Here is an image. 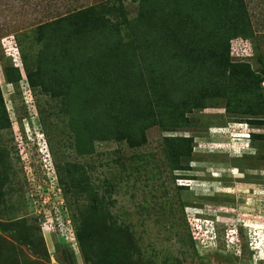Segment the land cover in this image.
Returning <instances> with one entry per match:
<instances>
[{
    "label": "rangeland",
    "instance_id": "obj_1",
    "mask_svg": "<svg viewBox=\"0 0 264 264\" xmlns=\"http://www.w3.org/2000/svg\"><path fill=\"white\" fill-rule=\"evenodd\" d=\"M241 1L252 35L229 42L231 56L247 61L259 82L248 94L238 84L232 99L228 86L204 84L182 110L128 111L108 102L98 120L76 122L75 134L65 113L79 79L70 58L94 55L105 66L103 42L93 44L97 31L115 27L127 43L140 0H0V264H264V125L251 123L264 117L251 114L264 107V0ZM159 4L165 24L175 13L185 18L193 1ZM129 52L141 58L143 51ZM145 63L138 62L143 74ZM162 65L152 67L156 74ZM17 70L21 80L11 82ZM155 81L171 82L162 74ZM176 117L189 125H161ZM54 164L77 179L79 200L64 195ZM91 205L82 247L51 230L67 220L74 229L81 206Z\"/></svg>",
    "mask_w": 264,
    "mask_h": 264
},
{
    "label": "trees",
    "instance_id": "obj_2",
    "mask_svg": "<svg viewBox=\"0 0 264 264\" xmlns=\"http://www.w3.org/2000/svg\"><path fill=\"white\" fill-rule=\"evenodd\" d=\"M160 1L140 0V18L129 23L127 32L129 41L125 44L119 38L115 27L110 29L106 25L97 31L93 44H102L103 42L104 57L102 59L106 62L105 66L97 61L94 55L91 60L89 58L78 61L70 58L77 64L75 67L78 69L75 75L79 79L72 84V89H70L77 99L73 98V110H65V105L63 107L69 116L68 121L75 134L80 132L76 130V122L85 121V119L98 120L103 115L102 113L107 112L105 107L101 112L98 108L108 102L115 108L128 111L146 107L151 109L154 106H163V104L168 106L172 104L176 109L182 110L191 101H194L196 95L204 94V87L200 85L205 84V88L211 86L214 89L226 85L230 88L232 99L237 92L238 84H241L244 89L246 88L243 92L245 94L251 88L259 85L247 61L231 56L230 39L241 37L246 40L252 35L248 14L241 0H192V7H184L187 12L185 18L175 13L177 17H171L165 24H163L165 18L162 6L159 4ZM231 9L233 11H230ZM161 26L163 27L161 28ZM134 47L143 51L141 58H137L136 54L129 52ZM123 52H127V54H123L124 59L121 58ZM58 53L61 55L60 52ZM140 60L146 62L144 64L146 74H143L142 69L140 70L141 66L138 65ZM155 64H163L160 74H156L158 71H155V68L157 67L152 69ZM41 69L37 72L40 73ZM6 72L11 80L12 74ZM27 72V78L34 87L29 70ZM161 74L171 82L162 85L155 84V79ZM143 75L152 76L154 79L146 76L143 81ZM50 79L52 80V77ZM194 79L198 82L192 83ZM19 80L21 79L18 71L17 80L11 82ZM140 84L148 85V87L139 86ZM136 90H139L138 96L128 99ZM57 91L58 89H55L53 93ZM227 96L226 99H229V95ZM193 106L197 107V104H193ZM234 108L236 107L234 106ZM238 108L240 114H250L243 111L241 106ZM225 110L227 111V107ZM97 111L99 114H96ZM187 111H191V109L188 108ZM236 111L238 112V110ZM251 114L264 116V107L259 111H252ZM142 118L143 116H138V119L130 124L128 132L130 128L140 125ZM251 123L264 125V117L262 120H252ZM161 125L163 127L171 125L170 128L175 129L187 127L189 123L182 117H176L166 124L161 123ZM141 127L143 126L141 125ZM255 137L258 136L251 135V138ZM138 139L139 136L136 133H132V137L128 134L127 141L132 146L137 143ZM77 141H80V136H77ZM85 142L82 144L83 146ZM77 145L81 148V141ZM54 166L64 195L72 194L79 200L82 197L81 192L84 190L78 184L77 179L71 175L70 169L66 167L67 165L62 169H58L56 164ZM88 195L90 193L87 192ZM94 195H90L91 201L94 205H99L100 201L97 202ZM95 209L96 207L93 205L90 207L81 206L80 220L72 219L79 247H82L81 242L83 245L82 227L87 229L88 226L87 213H92ZM94 214L97 213L94 212ZM241 248L243 251L245 246L241 244Z\"/></svg>",
    "mask_w": 264,
    "mask_h": 264
},
{
    "label": "built area",
    "instance_id": "obj_3",
    "mask_svg": "<svg viewBox=\"0 0 264 264\" xmlns=\"http://www.w3.org/2000/svg\"><path fill=\"white\" fill-rule=\"evenodd\" d=\"M235 41H232V44ZM55 230L57 233H59V236H61L64 241L68 244H72L75 243L76 241V237H75V233H74V229L71 225V221L67 220V221H61L55 224H51V230Z\"/></svg>",
    "mask_w": 264,
    "mask_h": 264
},
{
    "label": "clouds",
    "instance_id": "obj_4",
    "mask_svg": "<svg viewBox=\"0 0 264 264\" xmlns=\"http://www.w3.org/2000/svg\"><path fill=\"white\" fill-rule=\"evenodd\" d=\"M232 234H233V233H232ZM232 234L230 235V237L235 236V235H232Z\"/></svg>",
    "mask_w": 264,
    "mask_h": 264
}]
</instances>
